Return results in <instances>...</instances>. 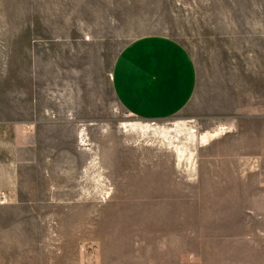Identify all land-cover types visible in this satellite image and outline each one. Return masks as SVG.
<instances>
[{
  "label": "rangeland",
  "instance_id": "obj_1",
  "mask_svg": "<svg viewBox=\"0 0 264 264\" xmlns=\"http://www.w3.org/2000/svg\"><path fill=\"white\" fill-rule=\"evenodd\" d=\"M156 35L198 87L145 120L112 74ZM0 264H264V0H0Z\"/></svg>",
  "mask_w": 264,
  "mask_h": 264
},
{
  "label": "crops",
  "instance_id": "obj_2",
  "mask_svg": "<svg viewBox=\"0 0 264 264\" xmlns=\"http://www.w3.org/2000/svg\"><path fill=\"white\" fill-rule=\"evenodd\" d=\"M113 88L129 114L164 120L187 110L198 87L188 50L168 36H145L126 46L113 69Z\"/></svg>",
  "mask_w": 264,
  "mask_h": 264
},
{
  "label": "bare ground",
  "instance_id": "obj_3",
  "mask_svg": "<svg viewBox=\"0 0 264 264\" xmlns=\"http://www.w3.org/2000/svg\"><path fill=\"white\" fill-rule=\"evenodd\" d=\"M125 126H129L130 129H137L138 127H141L142 125H139L137 123H128L127 125ZM146 126V125H145ZM143 127V126H142ZM127 128V127H126ZM193 137L195 135H192ZM215 135L214 134H210V133H205L204 135H202L201 137V141H207L210 137H214Z\"/></svg>",
  "mask_w": 264,
  "mask_h": 264
}]
</instances>
